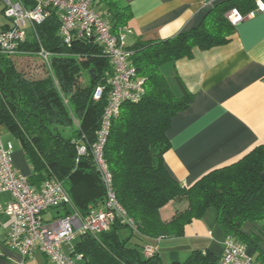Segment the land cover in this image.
Instances as JSON below:
<instances>
[{"label": "trees", "instance_id": "trees-1", "mask_svg": "<svg viewBox=\"0 0 264 264\" xmlns=\"http://www.w3.org/2000/svg\"><path fill=\"white\" fill-rule=\"evenodd\" d=\"M93 6L109 20L112 33L127 31L132 12L123 0H93ZM255 6V0H216L205 8L197 25L170 37L128 40L125 35L128 61L142 77L145 91L138 100L120 101L102 147V159L125 212L115 215L107 230L81 234L74 253H80L87 264H163L159 243L183 236L186 224L201 218L209 207L216 209L226 236L246 248L254 243V259L264 264V253L256 245L264 235V144L188 186L180 184L164 162L170 146L167 130L194 93L177 76L182 94L176 95L160 70L166 62L191 57L195 49L230 42L236 25L227 13L236 8L245 16ZM49 11L29 31L21 52L0 53V125L20 140L31 168L29 183L39 187L50 178L60 181L70 197L69 203L57 208L60 215L75 210L85 214L89 206L105 201L92 144L108 104L113 67L92 36L73 37L70 45L65 44L58 12L51 7ZM40 46L51 52L48 61L36 54ZM97 86L102 87L99 98L94 97ZM79 145L85 146L83 153H78ZM171 200L185 205L164 219L161 208ZM248 222L259 225V237L243 231ZM149 245L155 247L150 255L145 253ZM221 257L208 249H194L171 264H221Z\"/></svg>", "mask_w": 264, "mask_h": 264}, {"label": "crops", "instance_id": "crops-1", "mask_svg": "<svg viewBox=\"0 0 264 264\" xmlns=\"http://www.w3.org/2000/svg\"><path fill=\"white\" fill-rule=\"evenodd\" d=\"M132 12L126 38L134 40L170 37L182 29L197 25L205 8L216 0H123ZM236 25L232 40L207 50L195 49L191 57H181L160 66L176 95L182 94L177 76L194 93L190 104L171 119L167 130L170 146L164 154L169 172L180 184L188 186L204 173L228 164L258 144H264V0ZM3 142L11 135L0 125ZM12 143V142H11ZM13 161L19 172H31L21 148L14 149ZM11 198L0 192V203ZM184 201L171 200L161 208L169 218ZM45 218L60 214L55 209ZM217 212L209 207L201 218L186 224L181 237L163 239L159 256L163 264L175 258L183 260L192 250H210L221 257L226 233L217 221ZM8 216L0 213V264H46L42 253L25 257L5 244ZM259 225L245 223L243 231L260 236ZM127 235V232H125ZM79 240L76 235L75 242ZM264 253V235L257 239ZM150 243L153 242L149 241ZM254 243L247 246L255 258Z\"/></svg>", "mask_w": 264, "mask_h": 264}, {"label": "built area", "instance_id": "built-area-1", "mask_svg": "<svg viewBox=\"0 0 264 264\" xmlns=\"http://www.w3.org/2000/svg\"><path fill=\"white\" fill-rule=\"evenodd\" d=\"M0 7L1 14L7 19L0 27L1 54L21 52L20 46L29 31L47 17L51 7L58 12L59 34L65 44L70 45L73 37L92 36L101 44L113 67L108 78V104L92 144L93 158L105 186V201L101 206H89L85 214L75 210L45 218V212L70 202L68 192L54 178L45 180L39 187L31 185L14 164L13 144L3 142L0 132V192L7 191L11 195L6 203H0V213L8 216L5 244L25 257L42 253L46 264H87L80 253H74L76 235L80 238L84 232L96 234L107 230L115 215L125 212L116 198L111 174L102 159V147L110 116L118 112L121 100H138L144 94L143 79L128 61L126 32L112 33L109 20L94 8L93 0H0ZM227 18L232 25H237L244 16L232 8ZM36 54L48 61L51 52L40 46ZM101 93L102 87L97 86L94 97L99 98ZM77 150L83 153L85 146L79 145ZM154 250L155 247L149 245L145 253L150 255ZM221 264L261 263L248 254L243 243L226 236Z\"/></svg>", "mask_w": 264, "mask_h": 264}, {"label": "rangeland", "instance_id": "rangeland-1", "mask_svg": "<svg viewBox=\"0 0 264 264\" xmlns=\"http://www.w3.org/2000/svg\"><path fill=\"white\" fill-rule=\"evenodd\" d=\"M1 9V7H0ZM7 22V19L1 14L0 12V27ZM13 146H14V149L18 150L20 148V140L18 138H15L14 136L10 135L9 136ZM50 213L49 212H45L44 213V216H49Z\"/></svg>", "mask_w": 264, "mask_h": 264}, {"label": "snow or ice", "instance_id": "snow-or-ice-1", "mask_svg": "<svg viewBox=\"0 0 264 264\" xmlns=\"http://www.w3.org/2000/svg\"><path fill=\"white\" fill-rule=\"evenodd\" d=\"M261 7H264V4H261Z\"/></svg>", "mask_w": 264, "mask_h": 264}, {"label": "water", "instance_id": "water-1", "mask_svg": "<svg viewBox=\"0 0 264 264\" xmlns=\"http://www.w3.org/2000/svg\"><path fill=\"white\" fill-rule=\"evenodd\" d=\"M264 175V173H262V176Z\"/></svg>", "mask_w": 264, "mask_h": 264}]
</instances>
